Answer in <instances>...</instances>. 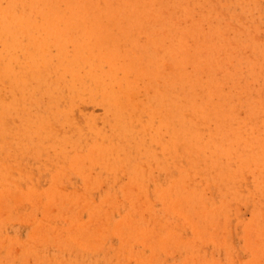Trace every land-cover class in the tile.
I'll use <instances>...</instances> for the list:
<instances>
[{
  "label": "rangeland",
  "instance_id": "1",
  "mask_svg": "<svg viewBox=\"0 0 264 264\" xmlns=\"http://www.w3.org/2000/svg\"><path fill=\"white\" fill-rule=\"evenodd\" d=\"M0 9V264H264V0Z\"/></svg>",
  "mask_w": 264,
  "mask_h": 264
},
{
  "label": "bare ground",
  "instance_id": "2",
  "mask_svg": "<svg viewBox=\"0 0 264 264\" xmlns=\"http://www.w3.org/2000/svg\"><path fill=\"white\" fill-rule=\"evenodd\" d=\"M18 1H19V0H18ZM13 2H14V1H12V3H13ZM19 3H20V2H19ZM42 4H43V3H42ZM42 4H41V5H42ZM1 9H2V8H1ZM1 9H0V11H2ZM7 10H8V9H7ZM7 10H6V11H7ZM2 12H3V11H2ZM10 12H11V11H10ZM10 12H9V13H10ZM19 13H21V11H20ZM13 14H14V13H13ZM13 14H12V16H13ZM8 15H9V14H8ZM8 15L6 14V17H7ZM22 15H23V13H22ZM28 15H29V14H28ZM28 15H27V17H28ZM15 16H16V15H15ZM23 16H24V15H23ZM0 21H1V20H0ZM15 22H16V21H15ZM27 22H29V21H27ZM0 23H1V22H0ZM26 25H27V23H26ZM21 27H22V26H21ZM21 29H22V28H21ZM27 29H28V27H27ZM22 31H23V30H22ZM27 31H28V30H27ZM42 36H43V35H42ZM36 38H37V37H36ZM38 38H39V37H38ZM22 41H23V40H22ZM34 41H35V40H34ZM19 45H20V44H19ZM1 47H2V46H1ZM18 47L21 48V46H18ZM34 47H35V46H33V48H34ZM2 48H3V47H2ZM42 50H43V48H42ZM6 51H7V50H6ZM0 52H1V51H0ZM2 52H4V51H2ZM7 53H8V52H7ZM4 57H5V56H4ZM118 89H119V88H118ZM92 151H93V150H92ZM92 156H93V155H92ZM95 156H96V155H95ZM1 191H2V190H1ZM48 196H49V195H48ZM172 204H173V203H171V205H172ZM135 206H136V205H135ZM168 206H170V204H169ZM170 209L173 210V205H172V207H171ZM174 209H175V207H174ZM135 230H136V229H135ZM237 257H238V256H237Z\"/></svg>",
  "mask_w": 264,
  "mask_h": 264
}]
</instances>
